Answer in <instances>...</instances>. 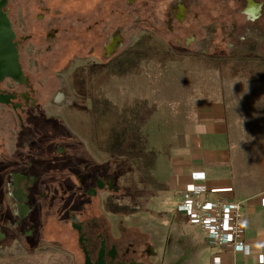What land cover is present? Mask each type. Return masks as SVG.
<instances>
[{"label":"rangeland","instance_id":"rangeland-1","mask_svg":"<svg viewBox=\"0 0 264 264\" xmlns=\"http://www.w3.org/2000/svg\"><path fill=\"white\" fill-rule=\"evenodd\" d=\"M248 1L8 0L24 75L2 83L21 105L0 110V264H84L101 246L107 264H203L153 118L179 56L264 54V0Z\"/></svg>","mask_w":264,"mask_h":264},{"label":"crops","instance_id":"crops-1","mask_svg":"<svg viewBox=\"0 0 264 264\" xmlns=\"http://www.w3.org/2000/svg\"><path fill=\"white\" fill-rule=\"evenodd\" d=\"M188 56L168 70L171 83H162L153 118L158 129L151 140L163 144L167 193L177 205L187 190L204 185L242 201L247 255L217 251L189 222L207 243L203 264H264V54ZM13 181L12 192H24L23 180Z\"/></svg>","mask_w":264,"mask_h":264},{"label":"built area","instance_id":"built-area-1","mask_svg":"<svg viewBox=\"0 0 264 264\" xmlns=\"http://www.w3.org/2000/svg\"><path fill=\"white\" fill-rule=\"evenodd\" d=\"M176 7L175 11H179L178 5ZM175 17L182 19L179 15ZM176 209L205 235L217 251L249 254L242 201L231 196L211 194L206 186L196 185L183 194Z\"/></svg>","mask_w":264,"mask_h":264},{"label":"water","instance_id":"water-1","mask_svg":"<svg viewBox=\"0 0 264 264\" xmlns=\"http://www.w3.org/2000/svg\"><path fill=\"white\" fill-rule=\"evenodd\" d=\"M5 4L6 0H0V83L7 77H18L20 75L17 63L18 50L14 42V32L8 16L3 11ZM83 252L85 254L84 264H107L103 253H100L96 262H93L85 247H83ZM131 264L140 263L132 262Z\"/></svg>","mask_w":264,"mask_h":264},{"label":"flooded vegetation","instance_id":"flooded-vegetation-1","mask_svg":"<svg viewBox=\"0 0 264 264\" xmlns=\"http://www.w3.org/2000/svg\"><path fill=\"white\" fill-rule=\"evenodd\" d=\"M176 7V6H175ZM3 11L6 13V15L8 16V18H9V20H10V23H11V27H12V29H13V32H14V42H15V45L17 46V50H18V47H19V41L18 40H16V38H17V33H16V31L14 30V21H11V19H10V16H9V13H10V9H9V6H8V0H6V4H5V6L3 7ZM58 12V11H57ZM39 17L41 16V18H43L44 16L43 15H38ZM17 63H18V66H19V70H20V75L18 76V77H10L13 81H15V82H17V81H19L21 78H22V76L24 75L23 74V72H22V68H21V55H20V53H19V50H18V54H17ZM4 80H6V79H4ZM3 80V81H4ZM3 81H1V83H0V96H1V98H0V105L1 104H5V105H7L8 107H7V109H9L11 112H15V114H17L18 115V108L20 107V105H21V101H17V100H15V97L17 96L16 95V93H14V92H8V91H6V90H3V88H2V83H3ZM24 81H26V80H24ZM10 84H12V83H10V82H7V85H10ZM2 96H3V98H2ZM4 109V106L3 105H1L0 106V110H3ZM8 114V113H7ZM18 118H20L19 116H17ZM29 165H30V163H29ZM10 168H12V166L10 165V164H2V170L3 171H9L10 170ZM10 173V172H9ZM10 175H11V173H10ZM21 177H22V180H24V177L26 178L27 176H24L23 174L21 175ZM11 185V184H10ZM23 185H24V183H23ZM15 187V186H14ZM27 187L28 186H24V190H27ZM12 190L13 189H11V192H9V195H10V197L11 198H15L14 197V194H13V192H12ZM14 190H15V188H14ZM24 198H26V196L24 195ZM16 200V199H15ZM2 201H0V222H1V214H2ZM16 206H17V208H18V203H16ZM16 214H18V213H16ZM18 218V217H17ZM17 218H15L16 220H17ZM13 221H15V220H13ZM20 222V221H19ZM19 222H17V223H15L14 222V225H16V226H18V224H19ZM76 228L79 230V226H76ZM0 229H1V224H0ZM1 234V233H0ZM4 237H6L4 234L2 235V236H0V239H3ZM8 239H10V238H8ZM145 252H147L148 253V251L147 250H145ZM100 253H103V256L104 257H106L105 256V251H104V248H103V246H101V248L98 250V253H97V259L99 258V255H100ZM96 259V260H97ZM96 260L95 261H93V262H96Z\"/></svg>","mask_w":264,"mask_h":264},{"label":"bare ground","instance_id":"bare-ground-1","mask_svg":"<svg viewBox=\"0 0 264 264\" xmlns=\"http://www.w3.org/2000/svg\"><path fill=\"white\" fill-rule=\"evenodd\" d=\"M253 4H254V1L253 0H249L248 1L249 7H251ZM178 9H179V16L183 19V17L185 16V8H184V6H182L181 4H179L178 5ZM118 38L119 37L117 35L116 36H113L111 38V40L107 43V46H106V53H107V55H110L116 49L117 42H118ZM21 179L22 178H21L20 175H18V174H15L14 175V180H15V182H16L17 185H19ZM13 194L19 200V203H18V213L22 217L27 212L26 205L25 204L23 205L22 203H20L22 201V199L24 198L23 197L24 192L21 189H15Z\"/></svg>","mask_w":264,"mask_h":264},{"label":"trees","instance_id":"trees-1","mask_svg":"<svg viewBox=\"0 0 264 264\" xmlns=\"http://www.w3.org/2000/svg\"><path fill=\"white\" fill-rule=\"evenodd\" d=\"M90 4L93 5L95 3V1L97 0H89ZM172 0H158V4L160 7H158V12L161 15H164L163 13L167 11L169 4L171 3ZM263 11H264V3H263ZM263 16H264V12H263ZM165 19V18H163Z\"/></svg>","mask_w":264,"mask_h":264}]
</instances>
